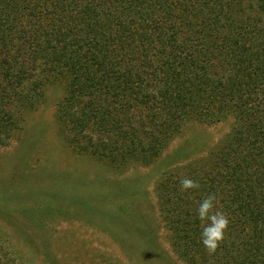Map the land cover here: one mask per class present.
Segmentation results:
<instances>
[{
    "label": "trees",
    "instance_id": "1",
    "mask_svg": "<svg viewBox=\"0 0 264 264\" xmlns=\"http://www.w3.org/2000/svg\"><path fill=\"white\" fill-rule=\"evenodd\" d=\"M54 84L65 139L117 166L231 120L208 156L166 173L159 205L188 264H264V0H0V146ZM185 176L200 188L182 193ZM209 193L230 220L213 256L196 215Z\"/></svg>",
    "mask_w": 264,
    "mask_h": 264
},
{
    "label": "rangeland",
    "instance_id": "2",
    "mask_svg": "<svg viewBox=\"0 0 264 264\" xmlns=\"http://www.w3.org/2000/svg\"><path fill=\"white\" fill-rule=\"evenodd\" d=\"M54 84L28 111L17 137L0 146L1 264H188L160 209L170 170L205 158L231 120L191 123L149 165H113L76 151L56 119Z\"/></svg>",
    "mask_w": 264,
    "mask_h": 264
},
{
    "label": "clouds",
    "instance_id": "3",
    "mask_svg": "<svg viewBox=\"0 0 264 264\" xmlns=\"http://www.w3.org/2000/svg\"><path fill=\"white\" fill-rule=\"evenodd\" d=\"M199 188V182L187 176L179 181V190L182 193ZM217 203V194L209 193L198 202L196 209L197 218L201 222L200 242L209 256L215 255L225 240L230 223L227 214L217 208Z\"/></svg>",
    "mask_w": 264,
    "mask_h": 264
}]
</instances>
